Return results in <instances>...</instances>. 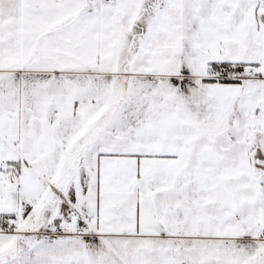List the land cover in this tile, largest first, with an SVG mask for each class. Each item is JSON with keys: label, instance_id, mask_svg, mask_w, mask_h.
Wrapping results in <instances>:
<instances>
[{"label": "snow or ice", "instance_id": "snow-or-ice-1", "mask_svg": "<svg viewBox=\"0 0 264 264\" xmlns=\"http://www.w3.org/2000/svg\"><path fill=\"white\" fill-rule=\"evenodd\" d=\"M0 264H264V0H0Z\"/></svg>", "mask_w": 264, "mask_h": 264}]
</instances>
